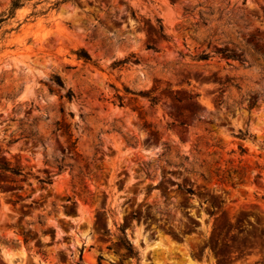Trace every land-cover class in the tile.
<instances>
[{
    "label": "rangeland",
    "instance_id": "obj_1",
    "mask_svg": "<svg viewBox=\"0 0 264 264\" xmlns=\"http://www.w3.org/2000/svg\"><path fill=\"white\" fill-rule=\"evenodd\" d=\"M13 2L0 264H264V0Z\"/></svg>",
    "mask_w": 264,
    "mask_h": 264
},
{
    "label": "trees",
    "instance_id": "obj_2",
    "mask_svg": "<svg viewBox=\"0 0 264 264\" xmlns=\"http://www.w3.org/2000/svg\"><path fill=\"white\" fill-rule=\"evenodd\" d=\"M19 3H20V0H14V2L12 3V7H11V14H12V12H14V10H15L16 8L19 7ZM159 33H160V36H161V37L165 38L164 35H163V28H162V26H159ZM148 49L155 51L154 48L151 47V46H148ZM216 53L222 55L223 58H225L226 60H235V61H239V62H241V63L244 62V60H242V55H241V54L238 55V56H236V55H234V54H231L230 52H228V51H227L226 49H224V48H217V49H216ZM76 55H77V58H78V59H83L85 62H90V61H91L89 55H87L86 52H84L83 50H81L80 52H78ZM208 59H209V55H208V54H205V53H202V54H200V55L197 57V60H199V61H207ZM135 61H136V60H135ZM126 62H127V60L119 61V62H115V63H113V67H120V66H122V64H125ZM55 84H56L59 88H62V87H63V86H62V83H61L60 80H59V78H55ZM126 92H129V91L126 90ZM145 96H147V97L149 98L151 104H153V105L156 104V102H157L156 98H154V97H150L149 95H145ZM63 97H64L68 102H70V101L73 99L74 96H73L72 92H71L70 90H68V91L64 94ZM255 103H256V101H252L250 106L255 105ZM244 137H245L244 134H242V133L239 134V138H240V139H244ZM70 145L74 148L75 143L72 142ZM0 169H1L2 171H4V172H11V173H13V174H15V175H18V174H19L18 172H14L13 170H10V168H6V167H1V166H0Z\"/></svg>",
    "mask_w": 264,
    "mask_h": 264
}]
</instances>
